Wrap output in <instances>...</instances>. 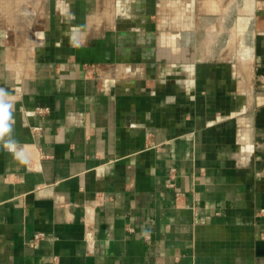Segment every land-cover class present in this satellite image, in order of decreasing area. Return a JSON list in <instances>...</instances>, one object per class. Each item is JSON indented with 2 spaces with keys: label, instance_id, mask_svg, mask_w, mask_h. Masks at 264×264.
<instances>
[{
  "label": "crops",
  "instance_id": "1",
  "mask_svg": "<svg viewBox=\"0 0 264 264\" xmlns=\"http://www.w3.org/2000/svg\"><path fill=\"white\" fill-rule=\"evenodd\" d=\"M39 1L0 31V264H264V11Z\"/></svg>",
  "mask_w": 264,
  "mask_h": 264
},
{
  "label": "flooded vegetation",
  "instance_id": "2",
  "mask_svg": "<svg viewBox=\"0 0 264 264\" xmlns=\"http://www.w3.org/2000/svg\"><path fill=\"white\" fill-rule=\"evenodd\" d=\"M146 3H149L148 6L151 7L152 5V0H145ZM144 1V2H145ZM198 3V5H202V9L205 6L207 0H191L190 4L193 3ZM138 4H142L143 1L142 0H137ZM118 5H124V0L120 1L119 3H117ZM226 4L229 5V9H228V14L227 17L224 18V23L223 25L226 26H230L232 22L235 21L236 17L241 16L243 21L246 23V27H247V35L246 37H248L249 34V30H251L252 28H256L258 26L262 25V21H261V17L260 14L261 10L264 11V0H262V4L258 5L259 2L256 0H228L226 1ZM201 7V6H200ZM148 8V7H147ZM241 9V14L238 13L237 11ZM218 17L215 16L214 14H211L208 12V14H203L201 19L202 21H215ZM222 19V18H221ZM241 19V18H240ZM226 34L224 33L223 36H225Z\"/></svg>",
  "mask_w": 264,
  "mask_h": 264
},
{
  "label": "rangeland",
  "instance_id": "3",
  "mask_svg": "<svg viewBox=\"0 0 264 264\" xmlns=\"http://www.w3.org/2000/svg\"><path fill=\"white\" fill-rule=\"evenodd\" d=\"M27 0H0V10L2 11V13L0 12V31H2L4 33V26H3V23L5 22V12H7L8 10H16V11H19V9L21 8V6L24 5V3L26 2ZM51 1L52 0H41V2L39 3V5L41 4V7H48L50 4H51ZM62 1V4L64 5L66 2L65 0H61ZM77 1L78 4L80 5H84L85 7H89V8H99L101 7V9H109V5H113L114 3H119V0H86L84 2V0H75ZM168 0H157L156 2V5H158L157 9L159 11V13L161 14V12L164 14H167L165 12H167L168 8H167V5H168ZM186 1L187 5H189L188 3L191 1V0H180V3L183 5V2ZM258 2H262V0H256ZM54 2V1H53ZM208 4H210L212 7H214L213 5L216 4L215 3V0H207ZM30 3L32 5H37L36 3V0H30ZM55 3V2H54ZM53 3V4H54ZM191 3V2H190ZM213 4V5H212ZM262 3H259L258 5H261ZM192 5V4H191ZM193 6H198V3H193ZM209 6V5H208ZM188 9V8H187ZM213 9V8H211ZM159 14V17L161 18L162 15ZM93 16H96L95 14ZM95 21L98 20V16L94 17L93 18ZM4 21V22H3Z\"/></svg>",
  "mask_w": 264,
  "mask_h": 264
},
{
  "label": "clouds",
  "instance_id": "4",
  "mask_svg": "<svg viewBox=\"0 0 264 264\" xmlns=\"http://www.w3.org/2000/svg\"><path fill=\"white\" fill-rule=\"evenodd\" d=\"M13 97L5 89L0 87V140L4 141V147L12 152L15 158L22 164L28 163L27 154L12 138L13 129ZM7 137V139H4Z\"/></svg>",
  "mask_w": 264,
  "mask_h": 264
},
{
  "label": "built area",
  "instance_id": "5",
  "mask_svg": "<svg viewBox=\"0 0 264 264\" xmlns=\"http://www.w3.org/2000/svg\"><path fill=\"white\" fill-rule=\"evenodd\" d=\"M45 111H47V109H41V108H38L37 109V112L38 113H42V112H45ZM43 237V233H36L34 236H33V242H35L36 240H38V239H41Z\"/></svg>",
  "mask_w": 264,
  "mask_h": 264
}]
</instances>
